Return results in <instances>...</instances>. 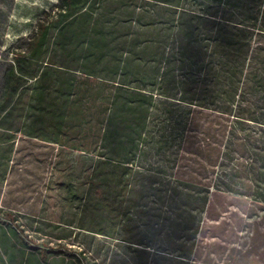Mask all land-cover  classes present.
<instances>
[{"label": "trees", "instance_id": "1", "mask_svg": "<svg viewBox=\"0 0 264 264\" xmlns=\"http://www.w3.org/2000/svg\"><path fill=\"white\" fill-rule=\"evenodd\" d=\"M120 1L44 11L3 74L0 141L27 125L36 140L92 155L79 226L111 238L132 219L149 157L177 165L172 208L153 214L162 246L137 244L161 264H206L196 253L212 197L264 200V0H131L150 18L136 26L108 18Z\"/></svg>", "mask_w": 264, "mask_h": 264}, {"label": "rangeland", "instance_id": "2", "mask_svg": "<svg viewBox=\"0 0 264 264\" xmlns=\"http://www.w3.org/2000/svg\"><path fill=\"white\" fill-rule=\"evenodd\" d=\"M58 1L0 0V106L3 74L13 64V50L24 48L44 11ZM128 2L131 0L116 3L108 18L118 25L122 20H132L135 26L149 22L147 12L145 16L139 13L143 9L132 12ZM143 3L140 0L139 5ZM55 34L56 29L51 28L47 52ZM8 132L13 136L0 141V147H11L7 154L0 148V264H161L155 250L144 251L137 242L162 246L160 218L153 214L172 208L167 193L176 186L177 165L166 168L154 156L149 157L151 164L145 167L150 172L138 173L131 187L132 219L111 238L79 226L92 155L36 140L29 136L27 125L18 133ZM138 164L144 166V160ZM246 193L251 197L228 193L212 197L200 237L203 246L196 253L201 262L264 264V200L253 190Z\"/></svg>", "mask_w": 264, "mask_h": 264}]
</instances>
